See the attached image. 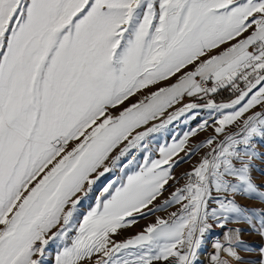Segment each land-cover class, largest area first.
Listing matches in <instances>:
<instances>
[{
	"label": "snow or ice",
	"instance_id": "1",
	"mask_svg": "<svg viewBox=\"0 0 264 264\" xmlns=\"http://www.w3.org/2000/svg\"><path fill=\"white\" fill-rule=\"evenodd\" d=\"M261 141L264 0H0V264H264Z\"/></svg>",
	"mask_w": 264,
	"mask_h": 264
},
{
	"label": "rangeland",
	"instance_id": "2",
	"mask_svg": "<svg viewBox=\"0 0 264 264\" xmlns=\"http://www.w3.org/2000/svg\"><path fill=\"white\" fill-rule=\"evenodd\" d=\"M227 93V92H226ZM144 94H146V90H142L141 93L137 94L136 99H143ZM230 99V95L227 98H219L218 101L219 102H227ZM202 118H206V111L204 113L201 114ZM185 118H181L178 121H174L172 124L168 125V128L166 131H162L159 133H154L153 136L151 137L152 139V158L153 159H158L160 158L159 155V147L160 146H165V145H170L173 143V138H182L183 133L188 131L189 128H195L197 126V123L199 121L197 120H192L189 121L188 123L184 122ZM158 122V121H157ZM211 134V129H209L208 131L205 132H199L198 135L194 138H192L189 141V146L192 143H196L200 140H203L206 136ZM260 144H264V141L259 142ZM181 155H183V153H181ZM199 159V155H197L196 157L193 158L192 161H190L187 164H183L181 165V167L179 169H177L176 171L179 173L181 171L187 170L190 166V163H195V161ZM143 161L141 160V163ZM254 169H253V176L255 177L257 183L260 182V180L262 178H264V161L262 160H255L254 161ZM167 195V193L165 194ZM239 202L241 204H247L249 203V201L243 199V198H238ZM91 202L90 201H85L84 202V206L81 208V211H86L89 204ZM174 209H169L168 211H172ZM167 212H159L157 213V216L163 217V218H167ZM156 219V216H149L147 219H140L137 225H134L126 230H122V234L116 235L113 237V239L116 242H121L124 239L127 238H131L132 236H134L135 234H137L138 232L142 231L144 227H146L147 224L149 223H154ZM229 227H241L244 228L246 231L244 233H242V238L249 242L250 244H255V245H259L261 243L260 238L258 236L255 235H251L247 232V225L245 224H240V225H235V224H231L229 225ZM217 232H220V229H216ZM211 251V248L209 247V252ZM50 252H52L54 254L55 252V245L52 246V248L50 249ZM242 255H247L245 253H241Z\"/></svg>",
	"mask_w": 264,
	"mask_h": 264
},
{
	"label": "trees",
	"instance_id": "3",
	"mask_svg": "<svg viewBox=\"0 0 264 264\" xmlns=\"http://www.w3.org/2000/svg\"><path fill=\"white\" fill-rule=\"evenodd\" d=\"M229 93H226V92H224V93H222L220 96H218L217 97V100L219 99V98H227V97H229Z\"/></svg>",
	"mask_w": 264,
	"mask_h": 264
}]
</instances>
